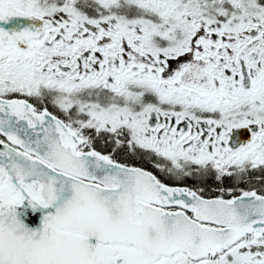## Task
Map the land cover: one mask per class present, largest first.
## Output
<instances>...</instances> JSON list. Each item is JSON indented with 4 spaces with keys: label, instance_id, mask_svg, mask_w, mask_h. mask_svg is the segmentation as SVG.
<instances>
[{
    "label": "snow or ice",
    "instance_id": "snow-or-ice-1",
    "mask_svg": "<svg viewBox=\"0 0 264 264\" xmlns=\"http://www.w3.org/2000/svg\"><path fill=\"white\" fill-rule=\"evenodd\" d=\"M0 264H264V0H0Z\"/></svg>",
    "mask_w": 264,
    "mask_h": 264
}]
</instances>
